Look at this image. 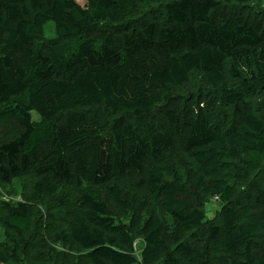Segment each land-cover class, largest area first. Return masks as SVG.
<instances>
[{"label":"trees","instance_id":"obj_1","mask_svg":"<svg viewBox=\"0 0 264 264\" xmlns=\"http://www.w3.org/2000/svg\"><path fill=\"white\" fill-rule=\"evenodd\" d=\"M252 4L0 0V124L19 128L0 142V187L31 185L0 201V264H21L38 203L65 192L56 237L89 264H264V8ZM158 211L207 249L172 244Z\"/></svg>","mask_w":264,"mask_h":264},{"label":"rangeland","instance_id":"obj_2","mask_svg":"<svg viewBox=\"0 0 264 264\" xmlns=\"http://www.w3.org/2000/svg\"><path fill=\"white\" fill-rule=\"evenodd\" d=\"M168 0H162V3ZM254 4V5H253ZM253 6L259 5L260 8H264V0H253ZM257 12L256 8H250ZM140 15L139 18L144 19V16ZM139 18H132L129 25L139 24L142 20ZM51 27V24L47 25ZM52 28V27H51ZM101 31V30H100ZM105 31V30H103ZM100 32V33H103ZM52 30L47 29L46 36L52 37ZM264 102V95L262 98H258L257 103ZM222 118V117H221ZM19 132V128L12 122L0 124V142L5 138L15 136ZM253 175L260 180L264 179V167H257L253 171ZM232 175L228 176V181L232 182ZM30 182L26 180H16L11 188L3 190L0 187V201L15 202L26 200L30 192ZM235 186L240 187L239 192L244 188V183H236ZM68 193H61L54 198H43L35 208L34 215L32 217V224L29 234L26 236L30 248L27 252H20L18 254L21 264H89L87 260L82 256L77 248L70 244H62L56 237V231L64 229V223L68 219V212L71 208V200ZM68 203V204H67ZM205 216L207 222H214L218 212L221 208V202L218 200H208L205 204ZM2 211L0 210V214ZM157 215L165 225L166 234L171 243L174 239L186 243L188 246L191 244L188 235L181 231L176 224L163 212L158 211ZM1 222V216H0ZM2 228V225H0ZM0 228V229H1ZM56 230V231H55ZM1 239V231H0ZM192 248H197L202 251L206 247V244H194L190 245ZM203 246V248H201ZM212 254V251L209 255Z\"/></svg>","mask_w":264,"mask_h":264}]
</instances>
